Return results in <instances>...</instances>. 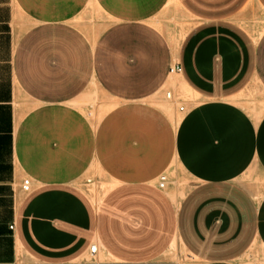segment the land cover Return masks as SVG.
<instances>
[{
  "label": "crops",
  "instance_id": "obj_1",
  "mask_svg": "<svg viewBox=\"0 0 264 264\" xmlns=\"http://www.w3.org/2000/svg\"><path fill=\"white\" fill-rule=\"evenodd\" d=\"M170 2L193 21L178 44L155 22ZM90 5L104 19L95 37L78 22ZM253 7L264 14V0H0V258L11 234L41 264L71 263L91 244L121 264L174 243L196 264L264 252V191L243 181L258 173L262 187L264 114L234 99L251 83L264 92V31L239 17ZM13 9L30 23L14 45ZM172 75L194 97L177 120L155 98ZM12 83L31 103L13 131ZM92 85L114 103L97 121L77 103ZM11 158L31 180L13 211ZM174 163L193 183L179 200L157 186ZM93 164L112 185L98 200L79 183Z\"/></svg>",
  "mask_w": 264,
  "mask_h": 264
},
{
  "label": "rangeland",
  "instance_id": "obj_2",
  "mask_svg": "<svg viewBox=\"0 0 264 264\" xmlns=\"http://www.w3.org/2000/svg\"><path fill=\"white\" fill-rule=\"evenodd\" d=\"M239 17L243 25L253 36H259L264 31V14L256 7L243 11ZM78 22L84 26L89 35L95 37L102 29L100 26L104 23V19L101 13L94 8V6L90 5L79 16ZM155 22L159 25L165 36L175 44H178L181 41L193 23L191 17L184 13L175 2H170L155 18ZM29 25L30 23L19 16L13 9V27L10 33L12 45H14L16 39L26 30V28L29 27ZM5 49L6 51L8 50V43H6ZM1 69H3L4 75L7 77V59L5 66L2 64ZM171 79L172 87L164 88L156 94L155 98L157 105H159L172 119L177 120L184 112L180 111V106L188 109L194 102V97L191 92L183 86L177 75H172ZM6 80L8 81V78H6ZM11 92L13 99L11 129L13 131L17 121L31 108V103L16 96L13 83L11 84ZM167 92L171 93L170 98H167ZM234 99L251 115V117L258 119L264 114V92L257 84L251 83L239 92ZM77 103L83 112L93 121L99 120L101 116L114 105L111 100L106 99L103 95H101L94 85L87 89L77 99ZM8 136L9 134L6 133V142L8 141ZM7 157L8 151L6 152V159ZM9 162L13 178L15 179L12 190L13 211L19 200L25 195L26 191L22 187L24 176L22 174H18L12 158ZM164 175L167 178L165 190H167L173 199H181L193 184L191 179L175 163ZM252 177L259 178V174L255 173L250 176L247 172V174L243 177V181L250 184L254 189L255 195L260 197L264 191V180L263 178H260L262 181L261 188H254L255 184L251 180ZM79 183L93 200L101 198L102 195L112 186L94 164L80 178ZM5 254V261L3 260V257L0 258V264H41L32 260L22 251V249L16 244L12 234L8 237ZM263 258L264 252L259 247L254 245L247 252V254H245L242 260L243 264H252L254 261L264 264ZM67 264L121 263L115 262L108 255L98 251V253L94 255L87 253L77 260ZM147 264H196V261L180 245L174 243L162 256Z\"/></svg>",
  "mask_w": 264,
  "mask_h": 264
},
{
  "label": "built area",
  "instance_id": "obj_3",
  "mask_svg": "<svg viewBox=\"0 0 264 264\" xmlns=\"http://www.w3.org/2000/svg\"><path fill=\"white\" fill-rule=\"evenodd\" d=\"M179 72H180V69H179V67L176 64L172 65L170 67V69H169V73H171V74H177ZM166 96H167V98H170L171 97V93L167 92ZM179 109L182 112L185 110V108L183 106H180ZM166 183H167V178H166L165 175H162V176H160V178L158 180L157 186L159 188H164L166 186ZM22 187H23V189L26 192L31 190V180H30V178H24L23 179ZM97 251H98L97 245L96 244H91V246L89 247V254L94 255V254L97 253ZM252 264H262V263L254 261V262H252Z\"/></svg>",
  "mask_w": 264,
  "mask_h": 264
},
{
  "label": "bare ground",
  "instance_id": "obj_4",
  "mask_svg": "<svg viewBox=\"0 0 264 264\" xmlns=\"http://www.w3.org/2000/svg\"><path fill=\"white\" fill-rule=\"evenodd\" d=\"M172 46H175V45H172ZM175 49V48H174Z\"/></svg>",
  "mask_w": 264,
  "mask_h": 264
}]
</instances>
